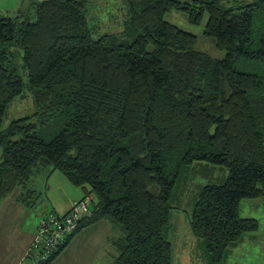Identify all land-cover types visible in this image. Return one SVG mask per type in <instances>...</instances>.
<instances>
[{
    "label": "trees",
    "instance_id": "trees-1",
    "mask_svg": "<svg viewBox=\"0 0 264 264\" xmlns=\"http://www.w3.org/2000/svg\"><path fill=\"white\" fill-rule=\"evenodd\" d=\"M27 2L0 17V201L48 167L83 189L80 201L92 197L40 264L100 220L125 232L115 264H172L171 211L198 160L228 170L199 189L190 217L206 264H222L259 228L240 202L264 197V0H126L125 36L98 39L89 0ZM172 10L194 24L209 15L205 35L225 57L200 51L196 34L166 20ZM25 91L36 110L4 128Z\"/></svg>",
    "mask_w": 264,
    "mask_h": 264
},
{
    "label": "rangeland",
    "instance_id": "rangeland-1",
    "mask_svg": "<svg viewBox=\"0 0 264 264\" xmlns=\"http://www.w3.org/2000/svg\"><path fill=\"white\" fill-rule=\"evenodd\" d=\"M12 1V0H11ZM27 4H32L34 1L41 3L47 0H27ZM191 1V0H181ZM1 3V1H0ZM0 4L4 10L7 5ZM89 20L90 25L96 29L95 38L98 39L103 35H118L119 37L125 36L126 23L129 21L128 7L126 0H89ZM2 10V9H1ZM0 11V17H7L16 15L13 10ZM30 11V9H29ZM29 13L34 15V11ZM166 20L182 28L188 32L194 33L199 39L197 48L210 54L214 59H222L225 57L226 52L218 49L211 38L205 35L206 23L209 15L205 14L204 20L201 24H194L189 20L182 11L172 10L165 15ZM91 18V19H90ZM126 38V37H125ZM17 60L16 64L20 71L23 70L21 65L24 62V52L22 49L15 48ZM23 79L28 84V76L25 72H21ZM36 110V103L33 95L25 91L22 98H16L11 102L8 112V118L4 122V128L8 127L13 120L22 119L26 116H31ZM0 150V155H1ZM188 178L187 190L182 196L181 203H175L171 213L172 229L168 232L167 236L172 242L174 249V258L172 256V264H206L203 258V248L199 246L200 241L193 235L192 224L190 217L193 214L195 205V197L205 185L220 184L228 177V170L221 168L218 165L209 163L205 160L195 161L190 165V169L186 175ZM30 184L39 190L41 202L34 213L28 212L30 215L28 223L34 222L39 224L43 216L51 210H55L58 214L64 215L69 212L71 204L75 198H84V191L82 188L77 187L70 183L66 175L61 171H54V173L47 171L38 172L31 180ZM79 199L78 201H80ZM77 201V202H78ZM76 203V202H75ZM57 207L58 209H53ZM240 215L243 218H253L259 221V228L257 231L244 234L234 246L227 249L225 260L222 264H264V197L246 198L240 202L239 205ZM25 217V219L27 218ZM42 218V219H41ZM27 223V224H28ZM122 228H113L114 237L121 238ZM201 242V241H200ZM115 249L117 247L115 246ZM100 264H107L105 251L100 249ZM205 257V256H204ZM54 260H52L53 262ZM52 262L50 264H52ZM56 262L55 264H60Z\"/></svg>",
    "mask_w": 264,
    "mask_h": 264
},
{
    "label": "crops",
    "instance_id": "crops-1",
    "mask_svg": "<svg viewBox=\"0 0 264 264\" xmlns=\"http://www.w3.org/2000/svg\"><path fill=\"white\" fill-rule=\"evenodd\" d=\"M0 1V4L13 2V4L7 5L6 10L0 6V11L13 10L16 12L15 14L18 13L19 8L25 2V0ZM0 150L2 151V148ZM2 157L3 151L0 155V165ZM40 171L54 173L56 170H52L49 167L37 169L32 178ZM32 178L27 182L26 186L17 187L0 201V264H20L38 234L37 228L40 223L37 225L33 221L31 224L28 223L31 214L27 216L29 211L34 213L41 202L39 190L30 184ZM79 199L82 198H75L68 209L69 211ZM53 209L58 208L53 207ZM26 216L27 218L25 219ZM113 228L119 229L110 220H100L97 223L85 226L84 229L71 237L68 244L60 255L54 259L52 264L59 261L61 262L60 264H100V249H103L105 256L108 257V259L105 258L107 264H115V259L119 255V251L115 249V246L121 238L114 237ZM121 230L122 234L124 233L125 235L124 230Z\"/></svg>",
    "mask_w": 264,
    "mask_h": 264
},
{
    "label": "built area",
    "instance_id": "built-area-1",
    "mask_svg": "<svg viewBox=\"0 0 264 264\" xmlns=\"http://www.w3.org/2000/svg\"><path fill=\"white\" fill-rule=\"evenodd\" d=\"M90 202L92 197L85 198L73 204V208L64 215L55 210L44 216L37 230L27 255L20 264H40L46 257L59 252L66 238L74 233L79 223L91 214Z\"/></svg>",
    "mask_w": 264,
    "mask_h": 264
}]
</instances>
